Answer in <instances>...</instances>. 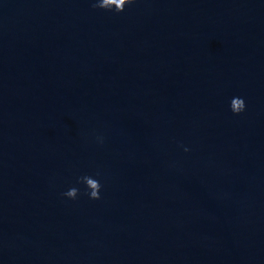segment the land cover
<instances>
[{
  "label": "water",
  "instance_id": "water-1",
  "mask_svg": "<svg viewBox=\"0 0 264 264\" xmlns=\"http://www.w3.org/2000/svg\"><path fill=\"white\" fill-rule=\"evenodd\" d=\"M92 2L0 0V264H264V0Z\"/></svg>",
  "mask_w": 264,
  "mask_h": 264
},
{
  "label": "clouds",
  "instance_id": "clouds-1",
  "mask_svg": "<svg viewBox=\"0 0 264 264\" xmlns=\"http://www.w3.org/2000/svg\"><path fill=\"white\" fill-rule=\"evenodd\" d=\"M134 2L135 0H119V3L116 4L113 3V0H93L91 7L119 13L124 10L126 5H131ZM230 101L231 103H229L228 109L233 115H239L245 111L246 104L243 97L234 96ZM95 142L97 144H103L104 137L102 135L95 136ZM183 151L188 152V147H183ZM98 175L99 174L97 173L96 176ZM96 176L86 175L84 177H78L76 181L77 184H83L84 192L82 194L86 195L90 200L100 199L102 185ZM85 177H89V179L85 180ZM80 194V190L76 186H71L68 187L61 195L67 200H76Z\"/></svg>",
  "mask_w": 264,
  "mask_h": 264
}]
</instances>
